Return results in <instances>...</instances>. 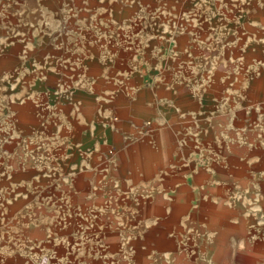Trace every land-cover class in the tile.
<instances>
[{"label": "crops", "instance_id": "1", "mask_svg": "<svg viewBox=\"0 0 264 264\" xmlns=\"http://www.w3.org/2000/svg\"><path fill=\"white\" fill-rule=\"evenodd\" d=\"M139 1L154 10L157 0ZM164 1L167 8L153 12L158 17L144 22L146 36L138 38L145 61L119 43H105L98 25L78 19L69 49L35 47L46 56L66 50L69 63L76 62L69 64V78L80 72L82 82L69 98V123L27 121L30 110L21 102L24 121L0 123V264H42L50 253L53 206L41 198L51 184H43L40 155L61 131L69 136V153L62 156L69 160L63 184L69 264H118L124 241H131L136 263L153 264L156 248L170 264L182 239L171 225H201L208 233L202 245L214 253L219 236L249 231L250 208L264 225V9L235 17L219 6L203 23H184L191 0ZM17 11L10 15L22 17ZM218 51L221 74L205 76L198 61ZM245 93L263 100L252 114L250 104L236 102ZM109 145L116 147L112 156ZM141 192L159 194L136 198ZM238 224L241 231L234 229ZM262 243L252 251L258 264H264ZM57 250L68 254L64 246Z\"/></svg>", "mask_w": 264, "mask_h": 264}, {"label": "rangeland", "instance_id": "2", "mask_svg": "<svg viewBox=\"0 0 264 264\" xmlns=\"http://www.w3.org/2000/svg\"><path fill=\"white\" fill-rule=\"evenodd\" d=\"M218 1L220 2L218 5H215L213 0L188 1L185 3L186 14L183 16V22L203 23L211 18L219 6L229 7L235 17H239L246 10L264 9V0ZM19 2L23 5L22 9L16 7ZM165 4L164 0H157L153 5L155 9L150 10V7L139 0L138 2L137 0H0V123L24 121L23 115L18 112L20 102L25 103L30 110L25 118L27 121L69 123V98L72 97L73 88L82 82L81 73H77L74 79L69 78L71 77L69 64L76 62L69 63V53H65L66 50L63 51L64 53L51 50L46 56L38 52L35 47L53 44L65 45L69 49V41L75 39L72 24L78 19L84 24L98 25L100 36L105 43H119L123 50L128 49L138 53L137 56L142 59L141 61L143 59L145 61L148 59L146 49L142 47L138 38L146 36L145 28L143 29L144 22L157 18L158 16L153 15V12L156 9L167 8ZM18 9L22 17L13 18L11 15L17 14ZM200 34L203 39L204 31ZM106 48L108 51L112 50L113 45L109 44ZM221 54L222 52L218 51L198 61V65L205 70L203 73L205 76L206 73L212 72L221 74V69H217L216 65L217 56L220 57ZM205 65H208L207 69ZM237 67L238 65L234 64L233 73L239 71ZM248 78L251 84L257 82L252 73ZM18 98L20 100H17ZM261 101L263 100L259 99L258 95L245 93L236 102L242 104L243 108H246L245 104H250L252 107L246 108V111L252 114ZM252 123L257 121L252 118ZM126 141L129 142L130 139ZM112 145L107 147L109 156L116 151V147ZM42 146L43 149L48 150L40 155L43 184L46 182L45 184H51V187L42 192L41 200L49 201L53 206L50 253L42 257V264H62L63 258L66 259V264H69V233L64 231V228L69 226V209L65 205L69 191L63 185L68 178L65 164H69V160L62 159L63 155L69 153L68 133L61 131ZM110 164L112 166L113 163ZM13 165L11 163V166ZM151 194L156 196L159 193L141 192L136 198ZM232 214L236 215L237 212L234 211ZM256 215V208H250L251 220L247 233L235 232L226 240L219 236L216 253L203 247L202 244L205 242L203 237H207L208 233L201 228V225L186 223L181 229L171 225L172 233L182 239L177 241V249L171 250L170 264H229L227 260L232 264H258V256L252 251L253 248L263 245L264 225L258 224ZM154 228L161 230V225L155 224ZM234 229L241 231L243 224L234 225ZM124 242L127 250L118 264H140L129 255L131 241ZM58 246H64L68 254L64 253L61 257L57 250ZM230 250L232 253H229ZM152 258L153 264L165 263L160 250L156 248Z\"/></svg>", "mask_w": 264, "mask_h": 264}]
</instances>
